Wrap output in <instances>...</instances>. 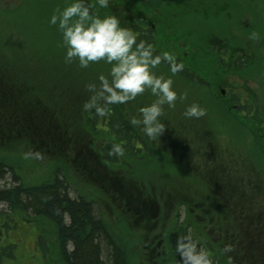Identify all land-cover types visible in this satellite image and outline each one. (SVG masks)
<instances>
[{
    "label": "trees",
    "instance_id": "obj_1",
    "mask_svg": "<svg viewBox=\"0 0 264 264\" xmlns=\"http://www.w3.org/2000/svg\"><path fill=\"white\" fill-rule=\"evenodd\" d=\"M23 1L19 4L12 3L8 8L0 5V19L7 18L8 23L10 21L14 23L15 20L20 22V28L15 30L11 27L13 32L8 25L3 26L4 29L0 31V140L9 139L7 143L18 148L23 137L35 136L36 149L45 148L47 152L58 155L66 164L74 163L88 169L89 174L85 176L87 177L85 181L90 177L104 193L113 195L111 191H117L120 195L127 196L128 204L131 205L129 209L133 210L128 214L131 216L138 214L137 218L133 217L136 224L142 220V216H152L159 208L160 211L162 208L164 219L167 213L172 212L168 227L165 221L160 226L162 228L165 226L164 229H160L161 233L159 231L154 234H163L160 241H163L165 247L168 244V258L172 264H185V255L178 251L181 242L190 246L189 252L192 251L191 246H194L196 253H206L211 264H226L229 257L235 258V264H258L256 257L259 256L260 247L264 250V202H262L264 171L254 163L257 164L261 160V164H264V139L257 131L258 122L264 113L257 105L248 100L249 103L244 106L249 116L245 121L254 126L252 132V128L245 124L243 115L234 110L235 107L222 103L208 88L211 75L204 72L207 66L201 69L198 65L197 71L193 69L190 71L184 68L188 65L185 63L181 70L173 74L169 63L162 61L160 65L166 69L163 74L166 78L171 77L174 81V78L179 77L198 90L204 88L207 90L205 96L213 105L208 107L206 102H203V95L196 98L193 92L180 87L178 83H173L177 93H186V98L178 99L175 108L164 106L165 111L161 120L166 124V129L159 140L153 141L142 132V126L130 123L131 117L140 115V107L156 99L151 92L147 98L140 95L133 101L110 105L109 112L104 116L98 115L94 109L86 111L83 104L93 93L87 88L88 84L74 86L65 81L66 76L74 75L76 72L72 69L69 71L65 66L66 48L62 33L53 37V44L50 42L45 47L44 38L40 37L41 25L38 26L36 23V15L39 16L41 11L54 13L57 9L62 10L72 1L28 0L27 5H24ZM141 1L146 2L145 11L147 15L152 16L158 9L164 10L167 2L176 0H118V2L109 0L108 8H100L96 0H86L95 11H103L104 15H116L122 26L134 32L138 42L144 40L153 44L156 54L162 55V50L159 51V42L155 46V35L152 30H143L140 20L137 19L140 22L132 20L131 11L138 15L141 12L139 9L144 5ZM180 1L184 5L187 4L191 10L184 12L187 14H198L200 11L199 14L202 15L209 8L203 6L201 0ZM215 1V4L224 1L238 4L243 2L241 5L250 14H257L256 9L258 10L259 5L264 2V0ZM129 3L134 5V9L128 6ZM259 13L264 16L262 10ZM30 18L35 20L34 29L40 33L34 36L26 29L21 40L14 42L12 39L19 35L23 25L31 22H25ZM179 18L177 16L175 20ZM0 22L4 24L6 19ZM178 24L183 28L188 27L185 24ZM191 32L184 30L183 34ZM47 39L52 41L50 38ZM171 40L177 41L175 38ZM28 46L52 52L54 61L57 60L53 70H58L60 77L55 76L54 81H49L47 89L51 90L54 97L61 96L62 99L54 97L48 99L46 92L34 91V85L25 70L26 63L27 68L33 64L30 62L31 51L27 49ZM188 58L190 59L189 56ZM103 62L100 61L99 69L109 71V65L102 64ZM192 63L194 62H190ZM260 65H264V54L258 56L257 60L250 61L246 73H237L241 82L231 79L233 73H220L216 77L224 86L236 85L237 98H240L242 93L247 97L252 92L249 84L251 79L258 75L259 71L264 79V70H260ZM96 73L98 74L97 71ZM98 81L97 77L96 81L91 83H96L99 87ZM194 102L206 109L205 116L187 118L183 115L185 109ZM10 129H15L18 134L9 135ZM29 140H32V137ZM117 146L123 151L118 152ZM161 150L168 156L164 160L165 164L161 163L160 168L163 171L172 174H179L180 170L184 172L187 181L185 187H189L190 180L198 181L202 186H213L215 196L218 194L224 201L223 211L210 213L212 207L210 204L200 202L187 188H180L173 183L170 185V192L163 191L162 195L158 194L163 203L157 202L148 194L143 196L144 193L157 192L156 188L145 186L140 179L134 181L133 173L129 176L125 171L131 170L133 166L143 168L146 165L158 164L162 157ZM174 162L177 164L176 167ZM66 164H49L53 171L40 183L32 184L25 178L18 177L9 162L0 159L2 181L0 203H5L14 211L18 209L31 211L39 217L38 225L42 226L43 231L55 236V250L63 264H130L127 242L98 213L96 200L89 198L86 192L91 188L92 181H88L89 184L86 183L85 186L81 185L83 189L79 187L80 194L72 196L71 189L74 183L66 171ZM10 171L11 181H7L5 177ZM247 171L251 172L250 179L246 177ZM136 183L145 186V189L137 187V196L133 194L134 188L131 185L136 186ZM257 185L258 191L262 193L258 192L255 195L251 193V188ZM176 201L177 204L196 209L194 211L198 218H204L206 215L207 222L201 223L202 225L193 222L194 218L192 220L191 215L180 219L179 208L183 206L178 207L175 204V209ZM188 203L191 206H188ZM214 206L217 204L214 203ZM126 211L123 210L127 214ZM152 222L153 220H148L142 227L152 228L155 226ZM130 230L133 232L134 229ZM44 232L40 233L39 240L43 249L48 250L46 241L42 239ZM217 236H220V239H217ZM225 245H231L232 251L222 252L221 249H224ZM240 246L242 253L237 255ZM249 257H253L255 261L248 260Z\"/></svg>",
    "mask_w": 264,
    "mask_h": 264
},
{
    "label": "rangeland",
    "instance_id": "obj_2",
    "mask_svg": "<svg viewBox=\"0 0 264 264\" xmlns=\"http://www.w3.org/2000/svg\"><path fill=\"white\" fill-rule=\"evenodd\" d=\"M23 0H0V5L6 8L9 7L12 3L21 2ZM46 1V0H44ZM68 2H71L72 0H67ZM203 3V6L209 7L208 11H204L202 15L200 11L197 13H184L189 10V7L187 4H181L180 8H182V12L179 13V20H177L178 23L182 24H189L192 25V23H195L193 30L191 33L192 35H202L206 34V28L210 27H218L219 25H212L211 23L214 20L213 17V11L215 9V0H201ZM28 0H24L23 4L27 5ZM180 3V2H179ZM193 3V2H192ZM243 2H241L242 4ZM200 5V3L198 2ZM184 5V6H182ZM197 7V6H196ZM253 8V5H252ZM254 9V8H253ZM95 11V9H93ZM216 10V9H215ZM263 12L264 15V2L259 5L257 14L256 13H248L247 22L252 23L257 21L258 23L262 22L264 25V16H261L259 12ZM196 11V10H195ZM98 15L104 16L103 11L96 10L95 11ZM183 13V14H182ZM186 14V15H185ZM53 15L51 11H41L40 15H36V23L42 31L40 33L39 31H35V20L30 18L25 20V22H30L27 25H23L22 31L19 33V35H15L14 39H12L14 42H19L21 37H23V34L25 30L27 29L28 32H30L32 35L37 36L38 32L41 34L40 37L44 38L45 47L48 46L50 42L53 44V37L59 35L61 30L54 24H51L50 18ZM182 16V17H181ZM263 18L262 20H260ZM6 22L2 24L0 22V25L2 26L0 28V31L4 29L3 26L8 25L9 29L12 31L13 29L20 28V22L16 21L12 23L10 21L8 23L7 18H3L0 20H5ZM203 19H212L210 21H204ZM199 24H197V22ZM204 21V22H202ZM24 22V21H23ZM136 22H140L136 20ZM207 22V26H206ZM173 25H179L174 24ZM203 25V26H201ZM242 26H245L244 23H242ZM12 27V28H11ZM264 33V32H263ZM47 38L52 39V41L48 40ZM256 46L253 48L256 49L254 57L251 58V60H257L258 56H261L264 54V34L259 36V39H254ZM55 43V42H54ZM27 49L31 51L30 58L33 64L30 66V68H27V63L25 65V70L30 76V80L32 81V84L34 85V91L35 92H46L48 94V99H52L54 96L51 94V90L47 89V85L49 81H54L55 76L60 77L59 71L53 70V66H55V62L52 57V52L50 53L47 51L48 49L39 50L36 47H30L28 46ZM41 52V54L39 53ZM257 57V58H256ZM103 62L102 64H104ZM101 65L100 62L91 63L87 68H83L79 66L78 60H73L71 63H66V68H69V71L71 69L75 71L76 73L74 75L66 76L65 81L70 83L74 86H84L91 82H95L97 77L100 74L108 75L109 71L100 70L99 66ZM110 67V65H109ZM263 67V68H262ZM260 70H264V65L259 66ZM257 69V68H256ZM165 67L158 65L155 69H153L154 72H156L157 75L164 76ZM98 72V74L96 73ZM259 71V70H258ZM255 74V71H254ZM166 78V76H164ZM255 79V80H254ZM98 83H100L98 81ZM173 83H178L180 87H185V89L189 92H193L196 98L202 96L203 102H206V105L209 107L212 104L211 100L208 99L205 95L207 94V90L204 88H201L200 90L193 87V85L188 84L183 81V79L176 77L174 78ZM250 86L252 87L251 95L244 101V106L249 103L248 100L254 102L257 107L260 109L262 113H264V79L262 73L259 71L258 75H255L254 78L250 81ZM177 91V90H176ZM150 90L146 91L144 94H142V97L147 98L149 97ZM51 94V95H50ZM140 96V95H139ZM54 98L62 99L61 96H55ZM140 98V97H139ZM246 116L248 114L246 113ZM249 117V116H248ZM13 124V122H11ZM16 125V123H14ZM248 126V125H247ZM249 127V126H248ZM252 132L254 131V126L252 125ZM7 133V132H5ZM10 133L9 135L13 136L12 133L15 135L18 134V132L15 131V129H10L8 131ZM32 140H29L31 139ZM25 136L23 137L22 141L20 142V146L18 148H14L13 144L7 143L9 142V139L4 138V140H0V159H5V161L9 162L11 166H13V171L15 174L18 175V177L25 178V180L30 181L32 184H38L41 181L44 180L47 175L53 171V169L49 166L51 163H61L66 164L63 162L58 155L54 153L47 152V149L41 148L36 149L34 146V140L35 136ZM34 138V139H33ZM16 142V141H14ZM19 142V141H17ZM2 144V145H1ZM240 146H244L243 144H240ZM164 150V149H163ZM39 152L41 154V158L37 159L34 155H30L28 158H25V153H36ZM162 152V150L160 151ZM167 154L162 152L161 160L158 162V164L148 166H144L143 168H137L136 166L131 167V170L128 169L125 172L130 176V174L133 173L132 179H140V182L144 184L147 187H155L157 192L153 191L152 193H144L148 194V196H152L157 202H162L160 200V195L164 192H170L171 183L176 184V186H180V188H187L188 191H190L191 194H194L195 197L201 202L204 201L208 204H210L212 207L210 208V213H213L216 211V213L220 210L223 211L224 208V201L221 200V196H219L216 192L215 196V188L213 186H202L200 182L198 181H189V187L186 186V177L184 176V172L180 170L179 174H172L163 171L160 166L163 162V165L165 164V159L168 157ZM174 162V167H176L177 164ZM255 166H260L261 170L264 171V164H261V160L258 161V163H254ZM67 173L69 174L70 179L74 183V186H72L71 189V195L75 196L77 193L80 194L79 187L82 188V186H85L89 184L88 181H92L93 184L91 185V188L87 189L86 192L89 194V198L96 200V208L98 210V213L104 217L114 228L116 233L120 236H122L123 240L127 242V250L130 254V264H172L169 261L168 258V252L166 254V250H168V244H166V247L164 246V251L162 255L158 254L159 250L162 251V245L163 242L160 239H163V234L161 233L160 227L165 221L166 227H168V222L172 218L173 213L169 212L166 214V219L162 217V208L160 211H157L156 213H152V216H142V220L138 221V225L135 223L134 216L137 218L138 214H135L134 216L129 215V212H132L133 210L129 209L131 207L130 204H128V197L120 195L117 191H111L113 195H110V193H104L103 191L98 188L96 182L91 179L90 177L85 178L86 175L89 174L88 169L85 167H81L78 164L74 163H67ZM132 171V172H131ZM5 179L7 181H11L12 172H7ZM246 177L250 179L249 176H251V172L247 171ZM121 175H124L123 172H120ZM85 179V180H84ZM26 181V182H27ZM135 181V180H134ZM127 182V181H126ZM2 183V181H0ZM87 183V184H86ZM132 183H134L132 181ZM200 183V184H199ZM76 184V185H75ZM195 184L197 185L195 187ZM82 185V186H81ZM134 188V195H138V188L145 189L144 185H140L136 183V186L134 184H131ZM259 185H257L255 188H251V193L257 195L258 192L262 193L261 191H258ZM83 189V188H82ZM196 191V192H195ZM113 196V198H112ZM259 197H261L259 195ZM264 198V197H263ZM143 199V198H142ZM160 202V203H161ZM178 201H176L175 204H177ZM264 202V200L262 201ZM163 203V202H162ZM214 203L217 204V206H214ZM182 205L183 207H181ZM162 206V204H161ZM180 212V219H183L185 216L191 215L192 220L194 218L193 222H199L205 223L207 222V216L205 215L204 218H198L196 217V209H192L191 207H187L183 204H177ZM188 206H191L188 203ZM264 206V203H263ZM218 207V208H217ZM176 209V205L174 206ZM182 208V209H181ZM121 209H126L127 214L123 212ZM173 209V210H175ZM34 213L28 210L24 209H18L14 211V209L10 208L5 203H0V264H63L55 250V236L52 233L44 232L41 225H38V220ZM152 221V223H155V226H152V228H144L142 227L143 224L146 221ZM142 224V225H141ZM202 225V224H201ZM165 228V226H164ZM162 228V229H164ZM130 229H134L133 232ZM44 232V236H42V239L46 241L48 245V250H44L42 247V244L40 243L39 236L41 237L40 233ZM152 237H155L154 239ZM217 239H220V236H217ZM159 240V241H158ZM159 242V246L157 247V243ZM166 249V250H165ZM222 252L223 249H221ZM260 253L259 256L256 257V260L258 264H264V250L260 247ZM242 253V247L240 246L237 250V255H240ZM162 259V262H161ZM164 259V260H163ZM158 262H157V261ZM248 260L255 261L253 257H249ZM236 260L233 257L231 263L235 264ZM226 264H229V260H226Z\"/></svg>",
    "mask_w": 264,
    "mask_h": 264
},
{
    "label": "clouds",
    "instance_id": "obj_3",
    "mask_svg": "<svg viewBox=\"0 0 264 264\" xmlns=\"http://www.w3.org/2000/svg\"><path fill=\"white\" fill-rule=\"evenodd\" d=\"M96 4L100 8H108L109 0H96ZM49 22L57 25L62 32L66 63L75 59L82 68L100 61L110 65L108 75L98 76L99 87L96 83L87 85L93 95L83 104V109H94L98 115L104 116L109 112L110 105L133 101L150 90L156 99L140 107V115L131 117L130 123L142 126V132L149 139L159 140L166 129V124L161 120L164 106L175 108L176 101L185 99L187 94H178L171 77L157 75L153 69L166 61L170 71L175 74L183 68V64H177L169 52L156 54L153 44L144 40L138 42L134 32L122 26L116 15L100 16L86 0H72L62 10L57 9ZM249 39H259V33L252 32ZM183 115L200 118L206 115V109L194 102ZM117 151L123 150L117 146ZM30 155L41 158L39 152L25 153V158ZM189 247L183 242L178 246V251L185 255V264H211L206 253H196L194 246L189 252ZM223 251H232L231 245H225ZM231 259L229 257V264Z\"/></svg>",
    "mask_w": 264,
    "mask_h": 264
},
{
    "label": "flooded vegetation",
    "instance_id": "obj_4",
    "mask_svg": "<svg viewBox=\"0 0 264 264\" xmlns=\"http://www.w3.org/2000/svg\"><path fill=\"white\" fill-rule=\"evenodd\" d=\"M115 1L118 2V0ZM141 3L144 5L139 9L141 12L138 15L131 11L133 15L132 20H140L142 23L140 26L143 30H152L155 35V46L159 42V51L171 53L177 64H188L184 68L190 71L191 69L197 71L198 65L201 69L207 66L206 71H203L211 75L208 88L213 91L222 103L230 106L233 105L235 107L234 110L239 111L240 115H243L244 121L248 120L246 108H244L246 95L242 93L240 98H237V86L230 84L226 86L222 85L216 75L220 73H233L231 79L233 78L235 82H241L237 73H246L249 63L252 61L251 58L254 57L256 51L253 48L256 46L255 41L254 39H249V36L252 32L259 33V36L264 34L262 22H247L248 14L246 12L249 13V11L244 6L224 1L217 3L215 5L216 10L214 9L213 11L212 18L214 20L211 26L219 25L218 27L206 28V34L202 35H192V33L184 35V30H195L193 28L195 23H192V25L185 24L188 26L186 28H183L182 25L172 24V22L178 24L175 18L181 12L180 6L183 2L180 0L169 1L164 10L158 9V12H155L152 16L147 15L145 11L146 2L141 1ZM128 6L134 9V5L132 4L129 3ZM203 20L208 22L212 19ZM242 23L245 26H242ZM173 38L177 41L173 42L171 40ZM195 56L197 57L196 61ZM189 61L194 63L190 64ZM245 124L252 127L247 121H245ZM257 131L259 132L258 135L264 139V116L258 122ZM157 244L156 248H158L159 242ZM164 246L163 244L162 251L159 250L158 254L162 255L165 253Z\"/></svg>",
    "mask_w": 264,
    "mask_h": 264
}]
</instances>
